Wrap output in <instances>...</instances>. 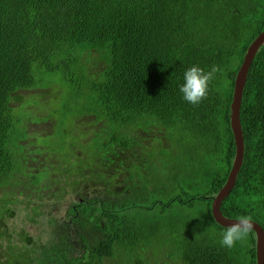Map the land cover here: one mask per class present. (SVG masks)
Listing matches in <instances>:
<instances>
[{"label":"trees","instance_id":"16d2710c","mask_svg":"<svg viewBox=\"0 0 264 264\" xmlns=\"http://www.w3.org/2000/svg\"><path fill=\"white\" fill-rule=\"evenodd\" d=\"M263 29L264 0H0V238L8 239L13 264H151L155 247L145 239L152 225L137 227L119 214L136 202L134 195L110 212L104 202L90 208L88 200L68 207L60 201L95 169L113 177L129 156L142 160V146L130 141L133 129L154 127L162 139L165 130L182 136L192 161L205 152L208 159L202 161L198 193L183 189L165 205L205 199V213L185 224L196 233L179 243L178 258L166 256L164 244L161 256L167 264H255L254 231L231 249L221 246L229 226L214 219L211 195L223 185L218 176L236 153L230 124L235 74ZM193 65L223 69L199 105L179 91ZM69 115L81 118L71 123L73 135ZM47 116L56 121L51 132H27L28 123ZM240 118L245 159L221 211L230 218L251 216L264 227V211L255 210L264 193L260 176L250 179L248 202L241 184L250 162L264 173V45L249 69ZM90 137L97 146L89 144L98 156L95 168L73 160ZM130 185L113 180L116 192L128 193ZM18 210L24 224L16 239L7 223ZM39 222L42 233L29 234L27 224ZM204 223L213 240L201 232Z\"/></svg>","mask_w":264,"mask_h":264},{"label":"rangeland","instance_id":"374dc122","mask_svg":"<svg viewBox=\"0 0 264 264\" xmlns=\"http://www.w3.org/2000/svg\"><path fill=\"white\" fill-rule=\"evenodd\" d=\"M56 98L53 100V105L55 104ZM42 101L46 104L50 103L49 98L43 97ZM30 103L34 104L33 100ZM71 106V105H70ZM70 109V108H69ZM47 112V109H43ZM31 114V113H30ZM37 116H41V113H36ZM68 124L73 129V134L76 132L71 123H80L81 118L77 116L69 115ZM56 123L54 117L47 116L43 118L39 123H28L27 132L29 133H49L53 130V126ZM156 128V127H154ZM154 128L148 129H133L132 139H130L132 147L142 146L144 154L142 160L137 159L134 161L130 156L120 166L119 173L117 175L110 174L109 172H101L100 176L99 169L95 168L94 162L98 158L92 149L96 150L97 146L94 147L93 138L87 139L85 146L75 150L73 160L77 163H83L85 165H92L94 172L86 176L85 181L74 190H69L64 198V201H60L61 207H68L76 202H86L88 199L98 198L100 200L106 199L105 196L114 195V200L106 204L107 209L112 211L117 205L121 207L120 204L123 203L125 197L135 196L136 202L131 205L129 209H122L120 211V217L122 219L130 218L133 221L134 226H146L148 224L152 225L153 229L146 231L145 242H149L150 245H154V257L155 259L151 261V264H167L168 258L161 256L162 248H165L168 254L173 258H178L179 255V243H181L184 237H187V233H196V229L192 228L189 230L185 227L186 221H191L194 218L200 216L201 213L207 210V201L205 199H197L192 204L190 203H179L174 200L175 203L169 204L165 207L168 197L170 195L182 193L185 189L189 191V195L196 194L200 190V169L203 167L202 161L204 160V165L208 163L207 152L200 156H194L192 150L185 145V139L180 136L171 137L169 133L165 132V139H162V134L155 130ZM169 132V131H168ZM145 135V140H140V136ZM55 136H51L54 138ZM34 138V135L31 136ZM139 139V142H138ZM126 140H128L126 138ZM137 140V141H136ZM162 140V141H161ZM71 142V140H69ZM143 143H142V142ZM164 142V143H163ZM89 144L91 147L89 148ZM154 144L153 146H149ZM164 144L168 146L165 151L160 152L159 147ZM37 154L35 153L34 156ZM136 158V157H135ZM169 163V165L167 164ZM186 168V170L184 169ZM91 169V168H89ZM88 169V170H89ZM65 175V173H64ZM110 175L112 178L106 176ZM55 178L54 175H52ZM118 177L127 183H130L128 193L116 192V190L123 189L125 184H122L120 188H113V180ZM63 177L57 178V183L63 185ZM197 179L199 184L192 182L191 180ZM166 189V192L163 191ZM202 194H207V189H202L200 191ZM213 195V194H212ZM211 195V196H212ZM123 200V201H122ZM90 204V208H91ZM205 213V212H204ZM19 215H24L20 213L19 210L14 218L8 219V230L9 234H14L17 239V233L24 224L20 220ZM146 229V228H145ZM201 232L206 234L209 239L213 240V237L206 231L205 223L200 225ZM27 232L30 234L38 235L43 231V224L38 223L37 225L27 224ZM8 242L7 238H0V263L6 260L5 264H13L10 253L6 254L8 247L6 244ZM162 244L164 246L161 248ZM245 245V244H244ZM160 247V249H159ZM18 251V248H17ZM156 253V254H155Z\"/></svg>","mask_w":264,"mask_h":264},{"label":"water","instance_id":"95a60500","mask_svg":"<svg viewBox=\"0 0 264 264\" xmlns=\"http://www.w3.org/2000/svg\"><path fill=\"white\" fill-rule=\"evenodd\" d=\"M262 45H264V29L261 30L248 45L235 76L232 101L230 103V124L236 144V154L227 181L224 183L218 193L215 196H212L211 202V212L213 214V217L219 224L223 226H230L237 219L225 216L222 213L220 206L224 199L228 197V195L232 191L243 162L244 136L240 118V109L242 104L244 86L247 80L249 69L258 49ZM253 224V230L257 233V264H264V229L255 221H253Z\"/></svg>","mask_w":264,"mask_h":264},{"label":"clouds","instance_id":"9594fccd","mask_svg":"<svg viewBox=\"0 0 264 264\" xmlns=\"http://www.w3.org/2000/svg\"><path fill=\"white\" fill-rule=\"evenodd\" d=\"M222 71H223V69L221 67H219L218 65L211 66V69L208 71H206L204 68H202L198 65H193V66L189 67L184 72V83L182 85H180V88H179V91L183 94V99L192 105H199L202 102V100L207 98V95L209 92V85L212 82V80L215 78V75L218 72H222ZM237 71H238V69H237ZM237 71H236V73H237ZM235 76H236V74H235ZM234 159H235V156H234ZM234 159L231 163L232 166H233ZM244 159H245V139H244V157H243L241 169H242V166L244 163ZM231 169H232V167H231ZM241 169H240L239 173L241 172ZM239 173L237 175V179H238ZM236 182H237V180H236ZM236 182H235V184H236ZM116 188L118 189V187H116ZM105 197H106V199H104V200H100L98 198L88 199V201H89L88 204L89 205L91 204L92 207L95 206L96 204H99L102 202L109 204L115 198L114 195L105 196ZM253 227H254V224H253L251 216H248V215L239 216L235 220V222L232 223L229 227H227L226 230L223 232L222 239L220 241L221 246L229 248V249L233 248L237 242L246 240L249 233L252 231Z\"/></svg>","mask_w":264,"mask_h":264},{"label":"flooded vegetation","instance_id":"af4514ba","mask_svg":"<svg viewBox=\"0 0 264 264\" xmlns=\"http://www.w3.org/2000/svg\"><path fill=\"white\" fill-rule=\"evenodd\" d=\"M263 163H264V160L262 161ZM253 163L254 164H260L261 162H260V160H256V161H253ZM250 164H251V167H249V169H245V167L246 166H248V165H246L245 167H244V171H243V178H242V186L244 185V188H245V190H246V195H245V198H244V200H243V202H248V201H250L252 198L250 197L247 201H245V199L248 197V196H250L249 195V191H248V186H249V182H250V179H252L253 178V176H257V175H259L260 176V181H261V190H260V192L264 189V173H261V168H254V165L252 164V162H250ZM231 167H232V164H231V166L229 167V169L227 168V165H224L223 167H222V171H221V175L220 176H218V178H222L223 179V185H224V183L227 181V179H228V176H229V173H230V170H231ZM263 171H264V168H263ZM253 175V176H252ZM222 185V186H223ZM221 186V187H222ZM221 187L219 188V190L221 189ZM219 190H217L212 196H215L217 193H218V191ZM231 193V192H230ZM229 196V195H228ZM262 196H264V193H263V195ZM261 196V198L260 199H258V203H257V206H256V209L255 210H257L258 212L259 211H264V197H262ZM227 198V197H226ZM225 198V199H226ZM224 199V200H225ZM222 204H223V202L221 203V206H222ZM220 206V207H221ZM248 206H249V204H248ZM250 209V211H254V209H252V208H249ZM222 210V209H221ZM257 212V213H258ZM252 220L253 221H255V222H257V220H255L253 217H252ZM263 229H264V227L259 223V222H257ZM252 231H254L253 229H252ZM254 233H255V245H254V247H255V264H257V251H256V246H257V233L254 231Z\"/></svg>","mask_w":264,"mask_h":264}]
</instances>
